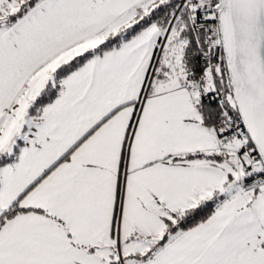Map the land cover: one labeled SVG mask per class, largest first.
Here are the masks:
<instances>
[{
	"label": "snow or ice",
	"instance_id": "1",
	"mask_svg": "<svg viewBox=\"0 0 264 264\" xmlns=\"http://www.w3.org/2000/svg\"><path fill=\"white\" fill-rule=\"evenodd\" d=\"M0 264H264V0H0Z\"/></svg>",
	"mask_w": 264,
	"mask_h": 264
}]
</instances>
